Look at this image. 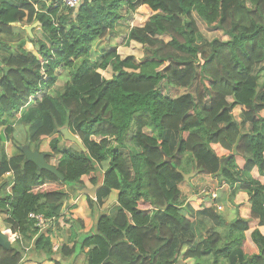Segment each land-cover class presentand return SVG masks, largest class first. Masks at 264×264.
<instances>
[{"label":"trees","instance_id":"trees-1","mask_svg":"<svg viewBox=\"0 0 264 264\" xmlns=\"http://www.w3.org/2000/svg\"><path fill=\"white\" fill-rule=\"evenodd\" d=\"M135 13L143 24L130 28L124 44L139 42L143 57L123 58L113 44L92 61L93 44ZM195 14L229 39L206 41ZM36 22L41 31L31 36L15 28ZM0 36V47L17 44L16 53L0 58V147L14 120L30 125V143L51 138L45 157L65 175L62 181L28 161L21 145L9 156L0 148V186L9 187L0 195V218L22 237L0 246V264H23L30 246L52 257L51 237L29 215L59 218L66 184L80 190L86 178L97 185L100 174L90 204L103 206L113 189L118 200L81 241L87 264H264L259 229L251 233L257 248L242 247L247 219L227 225L217 209L204 208L219 229L198 239L184 206L190 189L182 187L191 171L217 176L230 187L229 206L247 193L251 218L264 225V183L253 174L264 175V0H82L76 8L60 0H1ZM27 41L36 51L24 47ZM59 68L71 69V77L54 95ZM108 69L110 77L102 72ZM164 81L194 91L174 97L162 91ZM237 105L244 107L241 121ZM65 126L87 151L68 145ZM216 144L228 154L219 155Z\"/></svg>","mask_w":264,"mask_h":264},{"label":"crops","instance_id":"crops-1","mask_svg":"<svg viewBox=\"0 0 264 264\" xmlns=\"http://www.w3.org/2000/svg\"><path fill=\"white\" fill-rule=\"evenodd\" d=\"M11 1L14 3L20 0H11ZM45 1L48 5H50L54 1L56 2V0H45ZM35 4H39V5H36V8H38L37 6H40V4L42 3L40 2V3H35ZM138 16H139L138 13L134 14V18L140 22L139 18H137ZM123 23L127 24V28H128L126 31V36L130 28L133 25L139 24V23L135 24L134 22L129 24L126 21H122L117 25L115 33L118 30L120 31V28H124V25H122ZM38 24L39 23L37 22L31 25L15 24L16 26L15 28L18 30L20 29L25 30L31 36L33 34L32 32L41 31L40 25ZM142 24H139V25H142ZM224 35L225 37L227 36L226 34ZM25 37L27 38L26 34H25ZM226 38L227 39H224V40L229 39L228 36ZM99 41L100 40H97V42L94 44L98 48L101 45ZM115 41L117 40L116 39L112 40L111 42L112 45H113V42ZM134 42L136 41L132 40V42L129 45L136 47L135 44H132ZM9 45L14 50L13 52L16 53L17 44L15 42H9ZM116 46H118V51L120 55L122 56V51H121L122 46L117 45V44ZM24 47L30 51L32 50L36 51V48H34L33 43L29 41L25 42ZM130 55H133V54H130ZM135 55L138 58H142L144 53L142 51L140 55L138 54H135ZM176 88H179V87H176ZM186 91H190V90L187 89ZM243 108L244 107L242 105H237L235 109H237L239 112H236V113L234 112V116L236 117V115H239V113L242 112ZM50 140L51 138L43 140L40 143V146L34 147V149H30V150L38 149L41 152L46 153L51 150L49 146ZM70 143H68V145L72 144ZM214 147L216 148L219 155L228 154V151L224 149L220 144H216L214 145ZM11 155H14V153L13 154L11 153ZM192 172L194 174L191 177L192 178L191 181L188 183V185L183 187L185 191L188 186L190 189V192L187 194L188 196L185 199L184 206H186V208H188V210L190 211L188 212V215L191 217V219L194 221L197 227L204 225L208 228L207 229L208 233L205 235V237L208 234L212 233L213 229H219V228L214 224L212 220H209L207 217L203 216L201 214V210H203L204 208H212V207L216 209V206L218 204H221L223 207L219 211V213L223 214L224 219L227 220V225L234 223L238 218H244L250 222L251 227L249 228V230L245 232V238L242 243L243 249L249 248V247L257 248L256 244H254V242L252 241L251 233L255 229H259L261 233L264 234V225H260L258 220L251 218V203H250L249 195L242 191L238 192L234 202H232V204L226 211L227 205H226V202L223 201V199L225 197H228V198L230 197L229 185L226 182H222L217 176L197 174L196 171H192ZM253 174L256 179L264 183V175L263 174L260 175L258 169H255ZM103 176L104 174H100L99 183L97 185H93L90 179L86 178L85 187L81 188L80 190L69 191L68 200L64 203V205L61 208L60 217L55 219L53 222H51V225L47 229L40 231L41 233H45L49 235L52 239V242H58L60 244V248H62V246L64 245L65 253L62 252L61 254V253L55 252V254L52 257H44L43 254L39 253L38 251H33L32 247L30 246L29 248H26V252L24 254L25 260L23 264H87L85 253L87 252L88 247L85 248V252H84L83 251L84 249L82 250L81 248V241L85 237H87V235L94 233L96 231L98 216L101 215L102 213H111L114 210L115 204L118 200V197H117L118 190L113 189L111 191L109 201L103 206H98L96 204L94 205L90 204L89 198L87 197L91 196L95 198V195L98 189L95 192L94 196L89 194L87 192V189H93L95 187L100 188V186L103 184ZM6 179L10 183L11 177H7ZM212 189L217 190L218 195H219L217 199H214L212 195L207 194V192ZM6 190H7L6 193H8L9 187L6 188ZM111 195L112 196L114 195L112 199H111ZM223 211H226V213H223ZM198 239H202V238L198 237ZM72 247L75 248V251L73 253H71V249H70ZM38 260H41V261H38ZM181 260L184 264H190L191 260L195 264V260L192 258H188L184 260L180 259V261Z\"/></svg>","mask_w":264,"mask_h":264},{"label":"rangeland","instance_id":"rangeland-1","mask_svg":"<svg viewBox=\"0 0 264 264\" xmlns=\"http://www.w3.org/2000/svg\"><path fill=\"white\" fill-rule=\"evenodd\" d=\"M137 18H140V17L138 16ZM195 18L198 19L199 28H200L202 34L204 35L206 41L212 40L216 37H221L222 39H227L226 38L227 36L225 37V35L222 34L223 31L221 29H215V28L209 27L208 24H206L203 21V19H200V17H198L197 14H195ZM125 21L129 24L132 22H134L135 24L139 23V21L137 19H135L134 17H132V19H128ZM122 25H124V28H120V31L118 30L116 33H114L107 41L106 40H100L99 43H101V45L99 48L96 45H94L95 43L93 44V51H92V57H91L92 61L99 59V57H102L104 55V53H106L107 49L112 48L113 46H112L111 42L114 39H116L117 41L113 42V44H117V45L122 46L121 47L122 57H126L127 55H130V54H138V55L141 54V52L143 51V46L138 44L139 42L138 43H136V42L132 43V44H135L136 47H133L132 45L126 46L124 44L126 41L125 37H126V31L128 28H127V24L123 23ZM109 44H111V45H109ZM13 51L14 50L12 48L6 49L3 47H0V58H2L3 56H6L7 54H11ZM260 65H262V64H260ZM260 65L256 66L255 72H259ZM70 71H71V69H61V68L58 69L57 72L59 73L60 77H59L57 84L51 90L52 94L55 95L56 93H58V91H63L65 82L68 79H70V77H71ZM102 72L106 77H110L112 75V71L109 69H108V71H102ZM261 73H262V76H261V79H262V78H264V70ZM176 87L177 86H174V84H172L170 81H164L161 84L162 91H164L165 93H167L171 96L183 95L187 89H189L190 91H194L193 86L184 87L181 89H179L180 87L179 88H176ZM234 112L236 113L239 111L237 109H235ZM241 117H242L241 113H239V115H236V118L239 119V121H241L243 119ZM14 121H15L14 133L11 136H9L8 140L4 141L2 147H0L2 150L4 149L5 153H7L8 156L11 155V153L15 154L19 151V149L17 148L18 145H21L24 149L25 148L34 149V145H35V143L31 144L30 141L27 139V137H29L30 133L32 132V126H30V125L28 126L26 124H19L18 121H16V120H14ZM243 127H244V129H248V128H250V125L244 124ZM32 151H34V150H32ZM191 177H192V175H190L189 180L191 179ZM182 187H184V186H182ZM65 188L69 191L75 190V189H72L73 187H72V184H70V183H67ZM6 192H7L6 188H4V187L1 188V186H0V195H4ZM113 196L111 195V199L113 198ZM223 201L226 202V205H227L226 211H227L228 208L230 207L228 200H227V197H225L223 199ZM222 207L223 206H221V204H218L216 206V209L218 211H220L222 209ZM226 211H223V213H226ZM0 221H1V224L5 227V225L3 223V217L0 218ZM207 229L208 228L204 225L197 227L195 224V232H196L197 237H199V238L205 237V235L208 233ZM190 264H194V262L191 260Z\"/></svg>","mask_w":264,"mask_h":264},{"label":"water","instance_id":"water-1","mask_svg":"<svg viewBox=\"0 0 264 264\" xmlns=\"http://www.w3.org/2000/svg\"><path fill=\"white\" fill-rule=\"evenodd\" d=\"M77 11H78V9H76V12ZM61 132L63 133L64 139L66 141H69L71 143L76 144L84 152L88 150V148L86 146H84V144L82 143L81 139L77 135L73 134L70 131L68 126L61 128ZM25 149H27L26 150V157H27L28 161H32V162L36 163L38 165V167L41 169H45V170H48V171L56 174L58 176V178L61 179L62 181L65 180V175L63 173L59 172L54 165L50 164L47 161V159L45 157V153L41 152L38 149H35L34 151H32L28 148H25ZM193 174H194L193 172L186 173L185 178L189 179L190 175H193ZM97 189H98V187H95L93 189H87V192L89 194H91L92 196H94ZM11 243L12 242L10 241L9 235L3 231V225H1V221H0V246L8 249V248H10Z\"/></svg>","mask_w":264,"mask_h":264},{"label":"built area","instance_id":"built-area-1","mask_svg":"<svg viewBox=\"0 0 264 264\" xmlns=\"http://www.w3.org/2000/svg\"><path fill=\"white\" fill-rule=\"evenodd\" d=\"M60 1H62L66 6L71 8L78 7L82 2V0H60ZM7 174H8L7 177H11L10 183H13L14 174H12L11 172ZM207 194L212 195L214 199L218 198L219 196L216 189L209 190ZM29 217L34 220L35 222L34 224L39 227L40 231L47 229L51 225V222L55 220V218H46L41 213H36V214L31 213ZM4 231L9 234V237L12 241H16L22 238L19 232H14L10 228L4 227ZM52 249L54 250V252H58L60 250V244L58 242H52Z\"/></svg>","mask_w":264,"mask_h":264},{"label":"clouds","instance_id":"clouds-1","mask_svg":"<svg viewBox=\"0 0 264 264\" xmlns=\"http://www.w3.org/2000/svg\"><path fill=\"white\" fill-rule=\"evenodd\" d=\"M1 225H2V224H1ZM5 227H6V226H5ZM3 231H4V226H3ZM4 232H5V231H4ZM5 233H6V232H5ZM7 234H8V233H7ZM8 235H9V234H8ZM10 241H11L12 243L14 242V241H12L11 239H10ZM12 243H11V244H12Z\"/></svg>","mask_w":264,"mask_h":264}]
</instances>
